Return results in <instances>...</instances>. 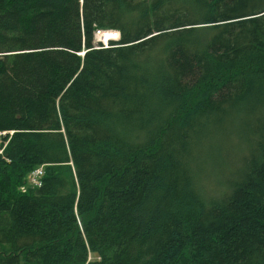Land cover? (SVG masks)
Instances as JSON below:
<instances>
[{
	"label": "trees",
	"instance_id": "1",
	"mask_svg": "<svg viewBox=\"0 0 264 264\" xmlns=\"http://www.w3.org/2000/svg\"><path fill=\"white\" fill-rule=\"evenodd\" d=\"M0 131V264H264V0H0Z\"/></svg>",
	"mask_w": 264,
	"mask_h": 264
},
{
	"label": "built area",
	"instance_id": "2",
	"mask_svg": "<svg viewBox=\"0 0 264 264\" xmlns=\"http://www.w3.org/2000/svg\"><path fill=\"white\" fill-rule=\"evenodd\" d=\"M119 38V31L117 29L114 28H96L94 30V36L93 39L96 42H101L103 44H107L109 42V40H115ZM5 131H0V135L4 134ZM0 142H2V140H0ZM5 143V141H4ZM3 146L0 145V152L2 150ZM43 173V168L42 166H38L36 168H34L28 176V181L32 184H36L39 185L41 183L40 177ZM22 189L23 186H22Z\"/></svg>",
	"mask_w": 264,
	"mask_h": 264
},
{
	"label": "rangeland",
	"instance_id": "3",
	"mask_svg": "<svg viewBox=\"0 0 264 264\" xmlns=\"http://www.w3.org/2000/svg\"><path fill=\"white\" fill-rule=\"evenodd\" d=\"M225 147L228 148V144H225ZM234 157V155H231V157L229 155L224 157L215 156L211 159V182H214L216 179L225 180L229 176V160L230 158L232 160Z\"/></svg>",
	"mask_w": 264,
	"mask_h": 264
}]
</instances>
